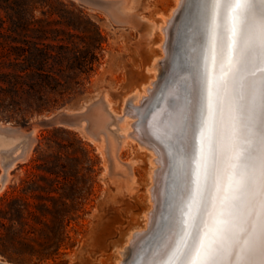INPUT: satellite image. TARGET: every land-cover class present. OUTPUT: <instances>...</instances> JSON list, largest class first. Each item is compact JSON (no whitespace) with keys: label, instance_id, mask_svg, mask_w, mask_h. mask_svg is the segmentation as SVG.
<instances>
[{"label":"bare ground","instance_id":"6f19581e","mask_svg":"<svg viewBox=\"0 0 264 264\" xmlns=\"http://www.w3.org/2000/svg\"><path fill=\"white\" fill-rule=\"evenodd\" d=\"M100 4L112 11L117 20L127 18L130 11L129 0H100ZM190 4L191 0H173L160 17L152 19L157 31L155 43L158 52L146 66L149 70L146 79L123 95L120 107L116 108L111 98L102 94L93 108L90 130L94 138L91 140L103 156L107 152L111 161V166L104 161V173L111 172L120 186L134 189L138 184L134 158L121 159L120 152L126 145H135L147 153L145 196L148 205L144 210V222L130 228L126 241L117 250L115 261L110 264H152L167 251L165 245L172 242L173 219L181 215V210L187 211L189 156L193 145L196 149L200 147L199 125L207 115L206 102L201 99L206 95L202 92L206 71L210 78L222 75L226 82L220 94L216 165L223 166V161L234 153L237 144L242 149L245 162H256L264 153V62L253 58L239 74L244 79L241 81L237 77L235 83L231 81L230 72L218 73L213 56L220 29H215L213 43L210 44L203 12L194 8L191 11ZM234 8L227 13L229 25L233 22ZM261 10L260 4L251 9L250 23L259 20ZM188 11L191 15L184 17ZM216 23H220L219 18ZM228 36L230 33L226 36V53L231 55L232 50L227 47L231 44ZM185 69L187 88L185 91L177 90L176 82L181 79L179 74ZM241 84L244 85L245 97L239 102L242 105L239 114L242 127L240 139L234 141L236 114L232 110V98L239 96ZM185 95L189 98L186 102L183 100ZM171 96L173 104H170ZM202 104H205L203 115ZM84 105H80V109ZM177 111L186 114V132L181 133L177 129ZM7 126L8 123L0 121V189L9 178L12 165L28 154L36 132H32L29 140L20 137L22 131L5 132ZM212 193L214 197L217 195L215 187ZM220 195H225L223 185ZM210 210L211 205L208 210L202 207L199 214L203 221L199 227L202 239L208 232ZM247 210V200L242 198L235 210L237 229L243 226ZM231 259L224 255L223 264H229ZM0 264L14 263L0 259Z\"/></svg>","mask_w":264,"mask_h":264},{"label":"rangeland","instance_id":"374dc122","mask_svg":"<svg viewBox=\"0 0 264 264\" xmlns=\"http://www.w3.org/2000/svg\"><path fill=\"white\" fill-rule=\"evenodd\" d=\"M12 1L0 0V18L4 20L1 31L8 33V13H14L11 17H44L41 0H29L27 5L25 0ZM63 1L68 7L81 9L82 17L95 22L105 40L84 91L72 99L79 103L69 113L60 115L58 121L37 126L28 154L12 165L9 178L0 189V208L8 209L5 204L13 196L26 197L25 222L11 221L8 214L0 215V220L13 229L23 227L26 238H34L31 242L36 248L53 249L61 225L65 229L59 253L44 258L0 239V259L14 264H110L115 261L117 250L126 241L130 228L143 224L148 205L145 196L147 153L135 145L123 147L120 157L134 158L138 184L131 190L120 186L111 172L104 173V161L108 166L111 161L107 152L103 156L91 140L94 138L90 130L91 116L102 94L108 95L119 108L123 95L146 79L149 72L146 66L158 52L157 31L152 19L160 17L173 0H129L130 11L124 20H117L100 0ZM8 2L12 8L8 7ZM25 6L30 13L23 12ZM189 15L190 11L184 17ZM6 47L1 45L0 51ZM187 76L185 69L173 88L185 91ZM84 95L88 97L86 102ZM183 98L184 102L189 99L186 95ZM172 101L173 96L170 104ZM0 119L8 123V119ZM35 119V115L31 116L26 124L10 120L4 131L21 132ZM50 168L57 169L58 174L48 170ZM1 170L0 165V173ZM35 194L47 198L40 200ZM58 211L66 213L63 221L55 217ZM32 212L38 218L30 214Z\"/></svg>","mask_w":264,"mask_h":264},{"label":"snow or ice","instance_id":"6c2138e0","mask_svg":"<svg viewBox=\"0 0 264 264\" xmlns=\"http://www.w3.org/2000/svg\"><path fill=\"white\" fill-rule=\"evenodd\" d=\"M261 5V16L257 22L250 23L249 13L256 5ZM191 7L204 14L209 43H213L215 29H220L216 41L213 63L218 73H231V81L236 82L253 58L264 62V0H191ZM234 8L233 22L229 25L227 13ZM219 18L220 23L216 20ZM231 39L232 54L226 53V36ZM226 65L229 67L226 68ZM254 74V73H253ZM202 101L206 102L207 115L199 125V149L193 145L189 156L188 203L187 211L173 219L172 242L166 244L167 251L152 264H223L224 255L232 257L229 264H264V153L256 162H245L242 149L237 144L234 153L216 165L217 123L221 111V91L226 82L222 75L210 78L203 74ZM264 83V82H262ZM241 84L239 96L233 97L235 112L234 141L240 139L241 123L239 103L244 100ZM205 104H202V115ZM186 114L177 111L175 123L183 133ZM171 135V134H169ZM195 140V137H193ZM194 165V167H193ZM225 195H220L221 186ZM217 195L214 197L212 188ZM242 198L247 200V214L243 226L237 229L235 210ZM209 211L210 224L205 237L199 230L202 207ZM167 257V259H165ZM258 257V259H256Z\"/></svg>","mask_w":264,"mask_h":264},{"label":"trees","instance_id":"16d2710c","mask_svg":"<svg viewBox=\"0 0 264 264\" xmlns=\"http://www.w3.org/2000/svg\"><path fill=\"white\" fill-rule=\"evenodd\" d=\"M14 2L18 3H11ZM11 3L8 7L12 8ZM28 3L29 0L24 1L25 5ZM41 4L44 17H11L14 13H8V33L1 31L4 20L0 18V46H7L0 51V117L22 124L84 91L105 40L99 26L82 17L81 9L68 7L63 0H41ZM23 12L30 10L25 6ZM34 196L40 200L47 198ZM5 205L8 209L0 208V215L8 214L11 221L25 222L26 197L13 196ZM30 214L38 218L36 213ZM65 216L62 211L55 214L61 221ZM24 231L23 227H7L0 220V239L31 255L37 253L40 258L58 254L65 238L61 225L53 249H38L31 242L34 238H26Z\"/></svg>","mask_w":264,"mask_h":264},{"label":"water","instance_id":"95a60500","mask_svg":"<svg viewBox=\"0 0 264 264\" xmlns=\"http://www.w3.org/2000/svg\"><path fill=\"white\" fill-rule=\"evenodd\" d=\"M83 97L85 98L84 102L88 100V97H86L85 95ZM78 103L79 100L78 102H73L72 100H70L67 103L59 106L57 108L58 110L56 112L53 111L51 115H47V113L36 114V119L34 120V122H32V124H30L25 130H22V135L20 137L27 138L30 140L32 132L36 130L39 124H49L58 121L60 115H65L69 113V111L74 107V105ZM6 121H8V123H11L10 120Z\"/></svg>","mask_w":264,"mask_h":264}]
</instances>
